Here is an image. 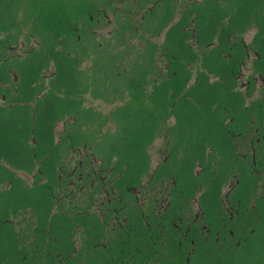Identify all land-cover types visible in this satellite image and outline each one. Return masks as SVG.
<instances>
[{
  "label": "flooded vegetation",
  "instance_id": "obj_1",
  "mask_svg": "<svg viewBox=\"0 0 264 264\" xmlns=\"http://www.w3.org/2000/svg\"><path fill=\"white\" fill-rule=\"evenodd\" d=\"M194 3H1L0 107L54 122L51 215L75 222L49 227L63 235L35 244V262L264 264V37L215 50ZM124 153L136 178L121 179Z\"/></svg>",
  "mask_w": 264,
  "mask_h": 264
},
{
  "label": "trees",
  "instance_id": "obj_2",
  "mask_svg": "<svg viewBox=\"0 0 264 264\" xmlns=\"http://www.w3.org/2000/svg\"><path fill=\"white\" fill-rule=\"evenodd\" d=\"M3 1L10 0H0V5ZM191 6L197 15L195 26L199 36L218 37L219 46L215 50L221 49L219 37H225V34L233 37L257 27V37H264V0H202V3ZM61 12L42 6L39 14L43 20H48L54 18L55 13L61 16ZM30 109L21 105L10 109L0 107V264H46L44 260L35 262L33 246L38 244L37 248H43L51 234L60 239L63 232L47 231L49 227L75 224L68 215L59 211L51 215L55 200L47 186L56 181L55 168L59 158L52 147L54 122L36 114V108L33 111L36 118L32 121ZM11 115L21 118L11 119ZM142 156V163H145L144 151ZM126 162L127 154L124 153L123 180L136 178L145 170L129 168ZM36 169L48 178V183L38 184L37 180L29 187L14 172L19 170L31 174Z\"/></svg>",
  "mask_w": 264,
  "mask_h": 264
},
{
  "label": "bare ground",
  "instance_id": "obj_3",
  "mask_svg": "<svg viewBox=\"0 0 264 264\" xmlns=\"http://www.w3.org/2000/svg\"><path fill=\"white\" fill-rule=\"evenodd\" d=\"M134 54V53H133Z\"/></svg>",
  "mask_w": 264,
  "mask_h": 264
}]
</instances>
